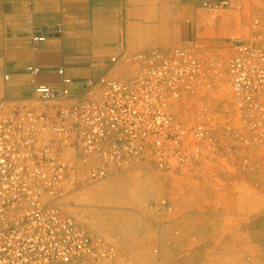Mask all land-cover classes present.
<instances>
[{
    "label": "built area",
    "instance_id": "built-area-1",
    "mask_svg": "<svg viewBox=\"0 0 264 264\" xmlns=\"http://www.w3.org/2000/svg\"><path fill=\"white\" fill-rule=\"evenodd\" d=\"M123 62L126 77L90 80L79 96L60 68L61 89L37 84L30 99H0V264L118 258L110 241L63 211L72 187L143 158L165 170L206 165L237 152V141L243 168L264 155V16L208 55L189 42ZM223 135L235 141L229 151Z\"/></svg>",
    "mask_w": 264,
    "mask_h": 264
},
{
    "label": "rangeland",
    "instance_id": "rangeland-1",
    "mask_svg": "<svg viewBox=\"0 0 264 264\" xmlns=\"http://www.w3.org/2000/svg\"><path fill=\"white\" fill-rule=\"evenodd\" d=\"M257 16L264 9L249 0L211 34L217 43L206 41L200 32L206 26L199 25L191 41L175 46L190 42L207 55L214 46L228 48L232 37L248 35ZM127 74L123 65L122 77ZM222 139L229 151L235 141ZM237 146L234 154L185 169H160L143 158L102 181L72 187L63 211L104 236L119 256L68 264H264V155L243 168L246 152L240 141Z\"/></svg>",
    "mask_w": 264,
    "mask_h": 264
},
{
    "label": "crops",
    "instance_id": "crops-1",
    "mask_svg": "<svg viewBox=\"0 0 264 264\" xmlns=\"http://www.w3.org/2000/svg\"><path fill=\"white\" fill-rule=\"evenodd\" d=\"M245 4L249 0H0V99H30L37 84L61 89L60 68L79 96L90 80L122 78L125 56L184 44L199 25L206 26L200 29L206 41L217 43L211 34ZM36 36L46 39L35 42ZM30 66L41 72L31 73Z\"/></svg>",
    "mask_w": 264,
    "mask_h": 264
}]
</instances>
